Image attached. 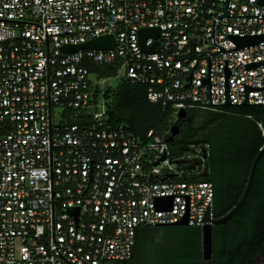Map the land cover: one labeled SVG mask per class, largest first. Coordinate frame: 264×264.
<instances>
[{"label":"built area","instance_id":"obj_1","mask_svg":"<svg viewBox=\"0 0 264 264\" xmlns=\"http://www.w3.org/2000/svg\"><path fill=\"white\" fill-rule=\"evenodd\" d=\"M224 5L0 0V264H104L132 254L140 225L183 217L187 224L207 222L212 182L191 177L202 170L206 145L191 144L173 157L153 129L141 138L111 124L102 97L108 77H96L89 66L115 64V77L144 85L147 99L172 116L179 108L224 105L207 104L208 82L201 78L209 57L211 103L224 102L227 59L229 100L240 102L242 81L264 85V63L244 66L264 58V41L218 52L214 43L227 49L235 46L227 32H264V15L216 16ZM242 13H264V3L228 0L227 14ZM145 27H158L159 35L141 42ZM103 33L114 35L113 48L61 47ZM155 41L154 50H144L142 44ZM94 87L99 96L90 110ZM247 92L248 102L264 101V89ZM258 125L264 136V121ZM192 156L202 158L193 169L170 161ZM76 206L77 218L68 209Z\"/></svg>","mask_w":264,"mask_h":264},{"label":"trees","instance_id":"obj_2","mask_svg":"<svg viewBox=\"0 0 264 264\" xmlns=\"http://www.w3.org/2000/svg\"><path fill=\"white\" fill-rule=\"evenodd\" d=\"M89 71L98 78L112 77L116 66L92 64ZM98 96V87H94L90 104ZM102 97L109 122L121 123L141 138L153 129L165 139L171 134V125L177 123L178 132L167 141L173 157L185 152L191 144L206 145L208 153L202 170L191 177L212 182L214 217L226 213L239 199L253 159L264 145L258 125L264 121V103L186 107L185 117L172 121L168 110L147 99L144 85L130 83L122 76L115 84L105 85ZM68 119L80 120L79 115ZM261 252H264V151L242 205L226 222L212 225L209 259L202 256L201 226L165 223L138 226L132 254L104 264H255L254 258Z\"/></svg>","mask_w":264,"mask_h":264},{"label":"water","instance_id":"obj_3","mask_svg":"<svg viewBox=\"0 0 264 264\" xmlns=\"http://www.w3.org/2000/svg\"><path fill=\"white\" fill-rule=\"evenodd\" d=\"M225 5L222 10V12L218 13L216 16H224V15H264V13H242V14H227V4L228 0H224ZM256 2L263 4L264 0H256ZM213 21L212 20V28H211V33H212V42L214 43V38H213ZM154 35L157 37L159 35V28L158 27H145L141 28L139 30V36L141 39V42L147 35ZM226 38H229L235 43L234 47L227 48L225 49L224 47L214 43L217 45L218 51L222 50H232V49H237L240 47H244L247 45H251L254 43H258L261 41H264V32H255V33H235V32H227L224 34ZM157 45V41H155L152 45L145 46L142 44L144 50H154L155 46ZM62 49L67 52H73L77 51L82 48H92V49H110L114 47V35L112 33H103L98 36H94L91 38H88L84 41L78 42V43H65L62 46ZM212 52V53H215ZM211 53V54H212ZM261 63H264V58L259 59V60H254V61H249L245 62L244 66L246 69H250L252 67H255ZM207 73L208 76L202 77L201 81L203 83L208 82V100L209 102L207 104H224V105H232V104H241V105H248L251 103H264V101L260 102H248V90L249 89H264V85H251L249 83H246L244 81L241 82L242 84V89H243V99L240 102H231L229 100V83L227 81V75L231 73V71L228 68L227 65V59H223V98L224 102H213L211 103V87H210V64H209V57H207ZM264 77V76H262ZM196 98H200L199 96H196ZM201 102L202 99H201ZM205 103V102H203ZM186 115V109L185 108H179L177 111V119H180L181 117H184ZM179 130V126L177 123H173L170 128V133L165 140H171L172 135L177 133ZM264 151V145L261 146L255 155L253 162L250 167V172L245 184V187L242 191V194L240 195L239 199L233 204V206L224 214L218 216V217H209V213L212 211V201L210 205L207 208L206 211V216L205 222L201 226V251H202V256L205 259H209L211 256V251H212V225L217 224V223H224L228 218L232 216V214L237 211V209L242 205L244 199L246 198L249 189L252 184L253 176H254V171L256 167V163L261 155V153ZM203 157L206 156V152H203L202 154ZM165 155H161L158 159L154 161V164L158 163L160 159H163ZM170 161L174 163H180V162H187L188 167L193 169L196 164H201L202 163V158L200 156H192V157H186V158H173ZM205 173V172H204ZM173 173H168L169 176H171ZM169 203L171 201V197H167ZM69 211L73 212L75 215V218H77L79 206H76L74 208H68ZM171 224H187V218L183 217L178 221L172 222ZM255 264H264V252L258 253L255 258H254Z\"/></svg>","mask_w":264,"mask_h":264},{"label":"rangeland","instance_id":"obj_4","mask_svg":"<svg viewBox=\"0 0 264 264\" xmlns=\"http://www.w3.org/2000/svg\"><path fill=\"white\" fill-rule=\"evenodd\" d=\"M118 79H119V77H108L106 80H105V85H107V84H115L117 81H118ZM88 108H90V110H93V109H96L95 108V106L93 105V104H91ZM57 111H61L60 109H56ZM172 121H175V119H177V114H173L172 115ZM203 167V166H202ZM197 168H199V167H197Z\"/></svg>","mask_w":264,"mask_h":264},{"label":"flooded vegetation","instance_id":"obj_5","mask_svg":"<svg viewBox=\"0 0 264 264\" xmlns=\"http://www.w3.org/2000/svg\"><path fill=\"white\" fill-rule=\"evenodd\" d=\"M185 117V116H184ZM181 118H183V117H181ZM173 137V136H172Z\"/></svg>","mask_w":264,"mask_h":264}]
</instances>
